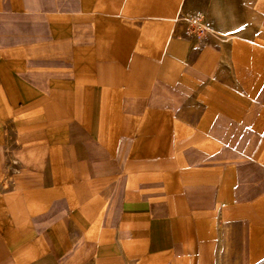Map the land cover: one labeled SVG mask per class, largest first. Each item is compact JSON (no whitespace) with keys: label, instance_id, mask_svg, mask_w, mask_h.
<instances>
[{"label":"crops","instance_id":"crops-1","mask_svg":"<svg viewBox=\"0 0 264 264\" xmlns=\"http://www.w3.org/2000/svg\"><path fill=\"white\" fill-rule=\"evenodd\" d=\"M0 264H264V0H0Z\"/></svg>","mask_w":264,"mask_h":264},{"label":"built area","instance_id":"built-area-1","mask_svg":"<svg viewBox=\"0 0 264 264\" xmlns=\"http://www.w3.org/2000/svg\"><path fill=\"white\" fill-rule=\"evenodd\" d=\"M190 30L196 34V35H199V36H202L206 29L203 25V21H202V18L201 17H196L193 21H192V25L190 27Z\"/></svg>","mask_w":264,"mask_h":264}]
</instances>
